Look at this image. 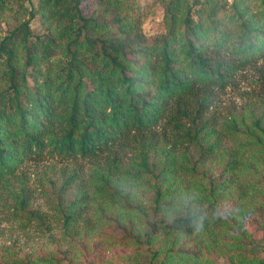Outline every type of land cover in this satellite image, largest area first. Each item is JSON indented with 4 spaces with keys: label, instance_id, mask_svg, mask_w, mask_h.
I'll return each mask as SVG.
<instances>
[{
    "label": "rangeland",
    "instance_id": "374dc122",
    "mask_svg": "<svg viewBox=\"0 0 264 264\" xmlns=\"http://www.w3.org/2000/svg\"><path fill=\"white\" fill-rule=\"evenodd\" d=\"M14 1L7 0L0 14V41L29 19L19 8L23 3ZM88 1L94 11L97 1ZM170 1L124 2L140 21L141 34L152 41L166 32ZM219 1L229 12L235 0ZM31 27L36 33L46 31L40 20ZM229 75L223 87L197 85L185 100L168 107L151 132L98 159L46 154L0 178V264H157L152 253L159 250L163 259L165 249L176 242L183 244L176 250H199L203 260L198 264H233L235 250L222 247L224 241L233 242L246 231V241L264 245V137L252 126L262 119L264 129V57L234 66ZM197 127L206 129L195 137ZM202 149L211 150L202 156ZM234 161L238 165L231 171ZM144 162L149 171L142 168ZM171 162L173 174L164 180L162 170ZM215 185L227 187L215 194L217 201L199 199ZM197 198L203 204L194 203ZM188 213L229 219L215 250L199 248L201 238L164 235V226ZM251 252L259 253L255 248Z\"/></svg>",
    "mask_w": 264,
    "mask_h": 264
},
{
    "label": "trees",
    "instance_id": "16d2710c",
    "mask_svg": "<svg viewBox=\"0 0 264 264\" xmlns=\"http://www.w3.org/2000/svg\"><path fill=\"white\" fill-rule=\"evenodd\" d=\"M6 1L0 0V14ZM96 1L94 11L88 0L14 1L23 3L19 8L29 19L0 41V178L46 154L98 159L151 132L168 107L185 100L197 85L223 87L234 66L264 57V0H235L229 12L219 0H171L165 8L166 32L152 41L141 34L140 21L125 0ZM34 20L42 21L46 31L36 33ZM261 123L258 119L252 126L264 137ZM204 129L197 127L195 137ZM255 140L261 141L260 135ZM209 150L202 149V156ZM237 165L234 161L230 170ZM141 166L149 171L148 163ZM168 168L162 170L164 180L173 174L172 162ZM231 182L236 183L234 177ZM224 188L215 185L199 199L217 201L215 194ZM199 199L194 203L203 204ZM200 224L203 229L197 232ZM228 225L229 219L216 213L212 218L188 213L162 231L178 239L201 238L199 248L215 250L218 234ZM245 234L222 247L235 250L233 264H264V245L246 241ZM147 239L152 240V233ZM180 245L165 249L163 259L155 251L153 263L203 260L199 250H176ZM253 248L259 253L254 255Z\"/></svg>",
    "mask_w": 264,
    "mask_h": 264
},
{
    "label": "clouds",
    "instance_id": "9594fccd",
    "mask_svg": "<svg viewBox=\"0 0 264 264\" xmlns=\"http://www.w3.org/2000/svg\"><path fill=\"white\" fill-rule=\"evenodd\" d=\"M202 229H203V225L200 224L196 231L199 232V231H201Z\"/></svg>",
    "mask_w": 264,
    "mask_h": 264
}]
</instances>
